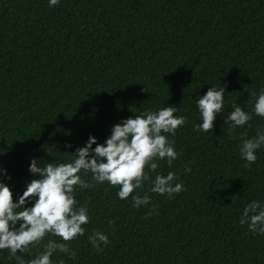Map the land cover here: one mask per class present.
<instances>
[{
    "label": "trees",
    "instance_id": "1",
    "mask_svg": "<svg viewBox=\"0 0 264 264\" xmlns=\"http://www.w3.org/2000/svg\"><path fill=\"white\" fill-rule=\"evenodd\" d=\"M49 3L0 0V182L14 202L40 178L33 159L41 168L72 162L90 136L104 144L117 123L164 107L187 119L175 135L162 133L178 154L172 164L145 169L153 179L176 173L184 190L169 198L145 182L121 200L107 181L76 186L89 222L69 242L75 259L55 252L53 264H264V235L240 224L249 203L264 205V146L249 167L239 150L241 138L264 132L254 112L264 90V0ZM211 87L225 88L224 104L205 133L195 129L197 101ZM234 104L252 119L233 131L225 118ZM79 175L91 182L90 172ZM145 193L150 203L134 207L132 196ZM94 231L109 238L102 252L89 241ZM50 239L60 242L49 234L17 255L28 264ZM9 257L0 250V264H20Z\"/></svg>",
    "mask_w": 264,
    "mask_h": 264
},
{
    "label": "clouds",
    "instance_id": "2",
    "mask_svg": "<svg viewBox=\"0 0 264 264\" xmlns=\"http://www.w3.org/2000/svg\"><path fill=\"white\" fill-rule=\"evenodd\" d=\"M59 0H50L49 6L58 5ZM225 88L217 90L209 88L205 95L197 101V108L202 117V123L195 125L197 131L210 133L218 113L224 104ZM255 96L256 94L253 93ZM233 110L225 118V123L231 122V129L243 127L252 119L241 106L234 104ZM176 108L164 107L157 112H146L141 116L129 117L117 123L104 144H97L96 137L90 136L86 146L77 148L72 156L74 160L58 165L48 163L46 167H39L33 159L29 166L32 174H39V179H32L26 190L14 202L11 188L0 182V250L7 249L9 258H16L20 264L23 259L17 253H27L30 247H35L49 234L60 238L48 240L44 251L31 259L28 264H53L52 255L61 252L75 259L76 253L71 250L70 241L83 236L89 222L87 208L77 207V200L73 193L76 186L87 189L92 182L119 187L117 193L121 200L127 199L136 189H142L145 182H150V192L172 198L184 190L182 182L174 183L177 174L168 172L167 175L156 174L153 179L145 169L156 172L159 165L157 160H167L169 165L177 158L173 142L162 133L175 135L176 130L185 125V116H175ZM256 115L264 117V90H262L254 104ZM250 126V125H249ZM229 135H233L230 132ZM242 139L240 155L246 161L244 167H249L257 160L256 150L264 146V132L257 130V135L251 139ZM93 144L96 147L93 148ZM71 147V145H67ZM91 173V182L81 179V171ZM190 172L189 167L185 168ZM0 173L7 176L5 169ZM10 179V177H8ZM35 198L31 207H22ZM133 206L141 207L150 203V196H132ZM111 223V222H110ZM248 223L249 231L253 234L264 235V205L259 201L249 203L243 209L240 224ZM18 225V226H17ZM92 247L102 252L101 245H107L109 238L101 231H94L89 236ZM62 264V262H61Z\"/></svg>",
    "mask_w": 264,
    "mask_h": 264
}]
</instances>
